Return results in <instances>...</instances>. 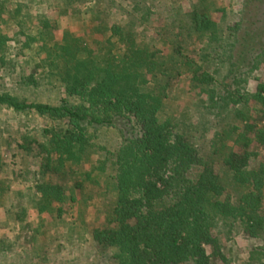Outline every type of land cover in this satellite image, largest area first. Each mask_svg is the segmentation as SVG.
<instances>
[{"label":"trees","instance_id":"obj_1","mask_svg":"<svg viewBox=\"0 0 264 264\" xmlns=\"http://www.w3.org/2000/svg\"><path fill=\"white\" fill-rule=\"evenodd\" d=\"M25 1L0 0V69L12 63L11 23L37 65L18 84L66 97L51 105L0 89V109L66 125L44 130L39 174L73 183L36 181L29 206L60 220L77 190L97 189L110 211L91 238L109 264H236L225 244L238 236L261 242L242 264H264V0H190L188 10L175 0H91L95 48L68 30L56 40ZM120 9L125 22H110ZM152 19L161 26L147 36ZM183 80L195 100L179 112ZM104 129L119 133L113 150L96 142ZM6 189L0 182V202ZM14 204L23 223L28 208Z\"/></svg>","mask_w":264,"mask_h":264},{"label":"rangeland","instance_id":"obj_2","mask_svg":"<svg viewBox=\"0 0 264 264\" xmlns=\"http://www.w3.org/2000/svg\"><path fill=\"white\" fill-rule=\"evenodd\" d=\"M31 2L34 15H46L54 24L51 32L56 40H61L63 32L68 30L75 36L85 37L90 46L95 48L93 41L88 39L91 25L89 12L93 8L91 0H71L66 9L61 5L64 0ZM174 2L186 10L191 6L190 0ZM216 3L219 7L226 6L221 0H217ZM124 6L126 8V5ZM240 7V3L235 2L228 10L230 13L232 11L236 13ZM123 15V9L119 12L113 11L110 22L123 21L121 19ZM159 26L161 25L158 21L152 19L141 30L147 36H154ZM15 30L11 23L4 27V31L12 39L9 58L12 63H9L6 69H0V89L18 94L31 102L59 105L60 100L66 97L64 89L59 87L52 89L48 84H43L40 88L18 84L20 76H28L35 71L37 65L33 53L35 49L20 52V44L13 41ZM160 47L165 48L164 45ZM13 65L15 68H12ZM188 92V85L184 80L181 81L174 93V109L179 112L188 109L192 100H195V95ZM65 126L61 121L42 118L34 113L17 114L6 108L0 109V182L10 192L0 202V264H109L91 238L93 230L106 226L110 211V203L99 196L97 189L91 187L87 190L86 188L77 190L76 195L80 201L66 204L60 220L52 219L49 214L39 216L28 203L29 194L34 190L36 181H49L68 189L73 186L70 177L60 175L42 177L39 174L43 157L39 144L46 141L44 130ZM119 139L118 131L104 129L99 132L96 142L113 150L118 146ZM261 157L264 160V152ZM18 192L23 195L17 200L28 208V216L23 223L16 221V214L20 208L14 204L17 201L14 197L15 193L19 194ZM12 204L16 206L13 207ZM10 208L11 212L8 213L7 210ZM225 245L227 256L236 264H242L247 260L250 251L261 245V242L238 236Z\"/></svg>","mask_w":264,"mask_h":264}]
</instances>
